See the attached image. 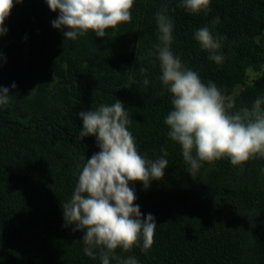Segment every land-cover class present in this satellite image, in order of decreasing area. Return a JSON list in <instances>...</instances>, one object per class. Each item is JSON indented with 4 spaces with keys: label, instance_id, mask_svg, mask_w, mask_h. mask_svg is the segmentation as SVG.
Returning <instances> with one entry per match:
<instances>
[{
    "label": "trees",
    "instance_id": "1",
    "mask_svg": "<svg viewBox=\"0 0 264 264\" xmlns=\"http://www.w3.org/2000/svg\"><path fill=\"white\" fill-rule=\"evenodd\" d=\"M163 7L174 22L172 52L233 97V111L264 98V0H211L207 15L186 12L181 0H135L131 23L76 40L52 27L58 12L45 0L15 4L0 36V86L10 90V103L0 107V264H102L98 250L95 259L84 254V233L64 226L61 205L99 151L94 136L80 139L78 113L116 99L128 111L140 154L154 160L166 149L169 161L163 179L147 189L129 185L144 216L156 218L153 246L116 255L139 264H264V158L242 170L228 159L202 162L191 176L180 145L168 137L171 94L150 55ZM205 26L226 37L221 64L194 38ZM250 71L257 75L251 83Z\"/></svg>",
    "mask_w": 264,
    "mask_h": 264
},
{
    "label": "clouds",
    "instance_id": "2",
    "mask_svg": "<svg viewBox=\"0 0 264 264\" xmlns=\"http://www.w3.org/2000/svg\"><path fill=\"white\" fill-rule=\"evenodd\" d=\"M23 0H0V36L15 4ZM58 16L51 22L55 29H67L64 36L76 40L89 32L105 37L107 30L131 23L135 0H45ZM186 12L207 15L211 0H181ZM159 44L154 45L159 61L162 85L171 94L172 110L165 118L168 137L181 147L184 161L195 176L202 162L213 164L228 159L243 169L250 160L264 158V98L257 97L251 109L236 108L235 99L225 95L214 82L205 83L200 74L187 67L171 50L174 22L167 7L155 15ZM220 23L217 16L212 24ZM195 40L217 64L224 57L218 54L221 40L205 26L194 33ZM2 58V57H0ZM146 72L147 70H142ZM149 80L144 78L147 86ZM11 87L16 88L13 83ZM119 91V90H118ZM9 88L0 86V107L10 103ZM83 128L80 139L94 136L99 151L82 165L70 200L61 205L65 227L74 225L73 232L84 233L81 241L84 254L96 258L98 250L102 264H139L135 256L122 258L116 250L130 252L136 247L149 250L155 240L156 218L141 212L135 189L130 183L139 182L145 189L152 180H161L169 161L168 153L148 159L140 154L136 140L129 130L131 120L122 101L101 104L97 109L78 113Z\"/></svg>",
    "mask_w": 264,
    "mask_h": 264
},
{
    "label": "rangeland",
    "instance_id": "3",
    "mask_svg": "<svg viewBox=\"0 0 264 264\" xmlns=\"http://www.w3.org/2000/svg\"><path fill=\"white\" fill-rule=\"evenodd\" d=\"M257 75L255 73H253L252 71L249 72V82H253L256 79ZM241 90H239L238 92H240Z\"/></svg>",
    "mask_w": 264,
    "mask_h": 264
}]
</instances>
